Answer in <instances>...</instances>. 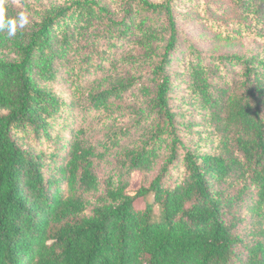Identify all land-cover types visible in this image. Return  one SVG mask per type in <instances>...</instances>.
Wrapping results in <instances>:
<instances>
[{
	"label": "trees",
	"instance_id": "trees-1",
	"mask_svg": "<svg viewBox=\"0 0 264 264\" xmlns=\"http://www.w3.org/2000/svg\"><path fill=\"white\" fill-rule=\"evenodd\" d=\"M181 1L0 0L17 21L0 30V264H264V0H217L216 40L248 46L209 54ZM176 61L201 122L171 101ZM76 108L104 114L103 140Z\"/></svg>",
	"mask_w": 264,
	"mask_h": 264
},
{
	"label": "rangeland",
	"instance_id": "rangeland-1",
	"mask_svg": "<svg viewBox=\"0 0 264 264\" xmlns=\"http://www.w3.org/2000/svg\"><path fill=\"white\" fill-rule=\"evenodd\" d=\"M12 1L16 7L24 9L25 14H31V11L27 9L36 6H47L50 3H59L64 0H9ZM109 4L115 3V0H104ZM159 1V0H154ZM24 3L28 4V8L24 6ZM211 5H210V4ZM218 7L220 13L225 10L227 7L223 2L217 0H182L180 6L178 7L177 13V26L183 31L187 40L190 44H193L197 49L201 50L205 54L214 52L217 48L222 51H243L248 46L247 39H243L241 42L237 43H227L225 41H217L214 35V32L211 30L213 21L216 20L215 9ZM172 69H175L178 72L177 79L175 80V86L173 88L172 103L175 107V110H178L180 113L184 114L185 120L187 121H197L201 122L200 115L196 113L188 103L189 95L187 93V84L184 81V76L181 74L182 67L176 61L174 62ZM146 79V76L144 77ZM186 79V76H185ZM50 86L53 90H56L60 93L66 100H69V90L64 83L56 81ZM122 107H127L129 104L128 100L121 102ZM84 109L76 108L75 118L77 123L81 126L88 127V138L93 140H103L107 129L103 126V121L105 120L104 114H98V112H92L88 114V118L83 116ZM182 118V117H181ZM179 120H182L179 118ZM73 121L70 118L69 123ZM195 128L194 130L198 129ZM140 134V130H137L132 135L137 137ZM132 139H128L125 143L127 145ZM25 146H30L34 150H42L45 153H49L48 145L44 144L42 146L37 145L35 141L28 140ZM115 153V152H114ZM114 153L109 155L108 159H105L97 167V173L100 178H103L106 173H108L113 168L114 163ZM156 174V169L153 170L148 175V182L153 179Z\"/></svg>",
	"mask_w": 264,
	"mask_h": 264
},
{
	"label": "clouds",
	"instance_id": "clouds-1",
	"mask_svg": "<svg viewBox=\"0 0 264 264\" xmlns=\"http://www.w3.org/2000/svg\"><path fill=\"white\" fill-rule=\"evenodd\" d=\"M27 23V19L21 14L20 27H23ZM17 21L15 19H9L5 16L3 7H0V30H7L9 35H14L16 32Z\"/></svg>",
	"mask_w": 264,
	"mask_h": 264
}]
</instances>
